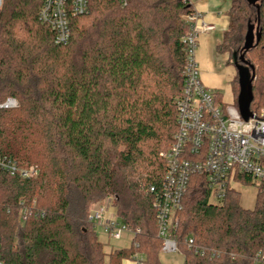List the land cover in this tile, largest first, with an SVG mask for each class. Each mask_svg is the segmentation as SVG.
<instances>
[{
	"label": "trees",
	"instance_id": "1",
	"mask_svg": "<svg viewBox=\"0 0 264 264\" xmlns=\"http://www.w3.org/2000/svg\"><path fill=\"white\" fill-rule=\"evenodd\" d=\"M42 2L0 5V103L19 102L0 108V155L40 170L32 180L0 172L3 264H127L138 252L147 264H161L149 188L162 185L160 153L178 129L188 33L183 17L192 5L89 0L87 13L70 16V41L59 45L39 20ZM229 16L217 48L232 54L229 64L251 25L261 33L245 54L255 69L251 110L257 113L264 107V0H232ZM232 84L237 103L238 73ZM109 197L120 219L140 232L127 246L107 251L88 216L93 204ZM34 198L47 214L23 223L18 204ZM178 220L184 264H251L264 251V183L255 205L245 208L237 190L212 202L206 176L194 174Z\"/></svg>",
	"mask_w": 264,
	"mask_h": 264
},
{
	"label": "built area",
	"instance_id": "2",
	"mask_svg": "<svg viewBox=\"0 0 264 264\" xmlns=\"http://www.w3.org/2000/svg\"><path fill=\"white\" fill-rule=\"evenodd\" d=\"M120 1L127 4V0ZM88 7L89 0H43L39 20L53 30L56 44L65 45L71 38L70 16L85 14ZM186 22L184 87L176 98L178 129L171 146L160 153L165 162L162 185L149 188L157 211V236L162 240L161 251L165 252L180 251L175 232L192 175L206 176L211 200L215 202L247 181L256 188L264 183V107L245 120L236 102H222L218 93L204 84L196 58L199 35L213 30L214 25L198 10L186 15ZM18 106L14 97L0 103V108ZM0 172L32 180L39 176L40 170L36 165H23L14 158L0 155ZM18 212L23 223L31 217L44 218L47 214L38 206L36 198L22 199ZM88 222L94 228H102L114 240L126 238L129 244L140 232L139 228L133 229L120 219L113 197L107 198L105 204H93ZM188 242L192 246L193 239L189 238ZM196 252L204 255L205 249L196 247ZM214 256L215 253L211 258ZM129 262L147 264L145 254L140 252ZM0 264H3L1 255ZM251 264H264L263 250L256 253Z\"/></svg>",
	"mask_w": 264,
	"mask_h": 264
},
{
	"label": "crops",
	"instance_id": "3",
	"mask_svg": "<svg viewBox=\"0 0 264 264\" xmlns=\"http://www.w3.org/2000/svg\"><path fill=\"white\" fill-rule=\"evenodd\" d=\"M189 2L193 10L201 11L206 21L214 25L213 30L204 31L199 35L196 58L200 65L201 78L208 88L219 94L222 102H235L236 94L232 83L237 75V69L233 63H228L230 58L228 53H220L217 49L229 27L232 0H189ZM127 264L132 263L128 261Z\"/></svg>",
	"mask_w": 264,
	"mask_h": 264
},
{
	"label": "water",
	"instance_id": "4",
	"mask_svg": "<svg viewBox=\"0 0 264 264\" xmlns=\"http://www.w3.org/2000/svg\"><path fill=\"white\" fill-rule=\"evenodd\" d=\"M257 1L258 0H249L252 4H256ZM260 37L261 33L259 29L255 30L254 26L251 25L246 34L242 52L239 55L237 53L233 54V64L237 69L240 86V91L237 96V105L240 114L245 120H248L254 115L251 110V103L254 98L253 81L255 79V69L245 59V54L259 42Z\"/></svg>",
	"mask_w": 264,
	"mask_h": 264
},
{
	"label": "rangeland",
	"instance_id": "5",
	"mask_svg": "<svg viewBox=\"0 0 264 264\" xmlns=\"http://www.w3.org/2000/svg\"><path fill=\"white\" fill-rule=\"evenodd\" d=\"M183 18L186 22V16H184ZM228 55L230 57L228 61L232 62V54L230 55L228 53ZM178 96H176V98ZM236 188L241 193L242 204L248 208L253 207L255 205L256 194H257L256 186L254 184L243 183L241 185H237ZM106 201H107V198L103 202H99V203L105 204ZM212 202H215V201L212 200ZM114 205H115V203H114ZM95 230H96L98 237L106 244V250L107 251L113 250L114 248L127 246L129 244V242L126 238H123L121 240H114V239L108 237L104 233L103 229L100 227L95 228ZM159 261L161 264H184L185 254L181 251H177V252L161 251L159 253Z\"/></svg>",
	"mask_w": 264,
	"mask_h": 264
}]
</instances>
